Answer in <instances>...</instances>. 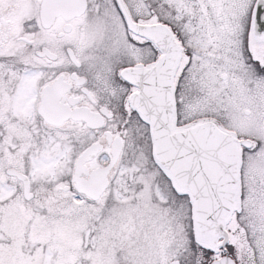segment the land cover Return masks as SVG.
I'll return each instance as SVG.
<instances>
[{
  "label": "snow or ice",
  "instance_id": "snow-or-ice-1",
  "mask_svg": "<svg viewBox=\"0 0 264 264\" xmlns=\"http://www.w3.org/2000/svg\"><path fill=\"white\" fill-rule=\"evenodd\" d=\"M0 264H264V0H0Z\"/></svg>",
  "mask_w": 264,
  "mask_h": 264
}]
</instances>
